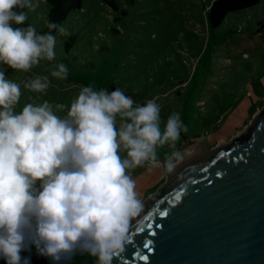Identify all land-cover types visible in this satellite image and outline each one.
<instances>
[{
    "label": "clouds",
    "instance_id": "1",
    "mask_svg": "<svg viewBox=\"0 0 264 264\" xmlns=\"http://www.w3.org/2000/svg\"><path fill=\"white\" fill-rule=\"evenodd\" d=\"M33 0H0V63L15 71H29L41 60L55 58L57 29L38 34L23 25ZM50 75L66 79L60 63ZM48 76H34L24 88L45 93ZM18 83L0 71V257L7 264H29L20 253L34 244L42 256L59 262L79 248L112 264L125 248L131 221L143 208L131 172L147 165L172 172L181 160L173 150L161 162L158 148H175L188 128L179 113L161 127V106L155 99L135 105L116 88L83 87L71 102L49 101L16 107ZM39 183V186L37 184Z\"/></svg>",
    "mask_w": 264,
    "mask_h": 264
},
{
    "label": "rangeland",
    "instance_id": "2",
    "mask_svg": "<svg viewBox=\"0 0 264 264\" xmlns=\"http://www.w3.org/2000/svg\"><path fill=\"white\" fill-rule=\"evenodd\" d=\"M210 1L82 0L81 8L71 10L59 25L66 34L57 29L50 33L56 36L54 60H41L27 72L0 63L6 78L20 86L16 111L27 103L49 101L53 106L66 105L57 113L64 116L83 87L110 92L114 83L128 93L134 106L155 99L161 106L162 128L169 116L180 114L188 131L181 132L176 149L185 135L186 144L196 136L205 147L231 139L264 106V0L229 13L214 28L207 20ZM33 2L34 10L17 9L25 11L28 19L14 25H33L38 34L48 33L50 4L48 0ZM60 63L68 68L66 79L50 75ZM34 76H48L45 93L24 88ZM173 150L168 145L158 148L160 161ZM167 174L163 166L133 170L138 198L143 201L156 191ZM20 255L29 264L97 261L77 248L56 262L40 255L34 244ZM0 264L7 262L0 257Z\"/></svg>",
    "mask_w": 264,
    "mask_h": 264
},
{
    "label": "water",
    "instance_id": "3",
    "mask_svg": "<svg viewBox=\"0 0 264 264\" xmlns=\"http://www.w3.org/2000/svg\"><path fill=\"white\" fill-rule=\"evenodd\" d=\"M202 147L144 198L112 264H264V106Z\"/></svg>",
    "mask_w": 264,
    "mask_h": 264
},
{
    "label": "trees",
    "instance_id": "4",
    "mask_svg": "<svg viewBox=\"0 0 264 264\" xmlns=\"http://www.w3.org/2000/svg\"><path fill=\"white\" fill-rule=\"evenodd\" d=\"M260 0H211L207 7V20L210 27H218L222 24L226 16L234 11H239L247 7L257 4ZM50 4L48 21L59 26L68 16L71 10L81 8L82 0H48ZM17 11V10H16ZM16 27L14 24L12 25ZM56 29H52L53 33ZM116 88L122 90L114 83L111 84V89ZM126 96H129L122 90Z\"/></svg>",
    "mask_w": 264,
    "mask_h": 264
},
{
    "label": "bare ground",
    "instance_id": "5",
    "mask_svg": "<svg viewBox=\"0 0 264 264\" xmlns=\"http://www.w3.org/2000/svg\"><path fill=\"white\" fill-rule=\"evenodd\" d=\"M195 142H199L197 143V145H194L193 147L187 148V145L182 149V151H184L181 155V160L177 163L176 168L180 167L185 161L189 160L190 158L194 157L197 152H199L200 150H202L201 147V141H195Z\"/></svg>",
    "mask_w": 264,
    "mask_h": 264
},
{
    "label": "crops",
    "instance_id": "6",
    "mask_svg": "<svg viewBox=\"0 0 264 264\" xmlns=\"http://www.w3.org/2000/svg\"><path fill=\"white\" fill-rule=\"evenodd\" d=\"M191 139H197V137L196 136H193ZM190 139V140H191ZM189 140V141H190ZM186 135H185V137L182 139V141L178 144V147H182V146H184L185 144H186ZM196 141H201V140H196ZM188 143V142H187ZM197 143H199V142H194V141H192V142H190L188 145H187V148H190V147H193L194 145H197ZM203 146V144H202V141H201V147ZM178 147H177V149H178ZM203 148V147H202ZM176 151H181L180 153H183L184 151H182V149H176V146H175V148H174Z\"/></svg>",
    "mask_w": 264,
    "mask_h": 264
},
{
    "label": "snow or ice",
    "instance_id": "7",
    "mask_svg": "<svg viewBox=\"0 0 264 264\" xmlns=\"http://www.w3.org/2000/svg\"><path fill=\"white\" fill-rule=\"evenodd\" d=\"M164 215H167V213H164ZM151 227V225H149ZM142 259L147 260V256L142 257Z\"/></svg>",
    "mask_w": 264,
    "mask_h": 264
}]
</instances>
